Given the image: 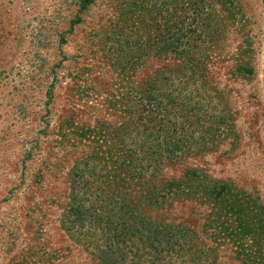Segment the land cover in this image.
I'll use <instances>...</instances> for the list:
<instances>
[{
	"label": "rangeland",
	"instance_id": "374dc122",
	"mask_svg": "<svg viewBox=\"0 0 264 264\" xmlns=\"http://www.w3.org/2000/svg\"><path fill=\"white\" fill-rule=\"evenodd\" d=\"M82 1L0 0V264H101L99 229L65 224L70 173L109 209L143 125L184 147L160 164L143 149L146 183L120 181L141 216L191 235L171 264L197 249L199 264H264V0Z\"/></svg>",
	"mask_w": 264,
	"mask_h": 264
},
{
	"label": "trees",
	"instance_id": "16d2710c",
	"mask_svg": "<svg viewBox=\"0 0 264 264\" xmlns=\"http://www.w3.org/2000/svg\"><path fill=\"white\" fill-rule=\"evenodd\" d=\"M93 1L94 0H83V7L91 4ZM160 84L161 82L159 83V81L154 78L149 83L147 90L151 94L153 93L154 88ZM144 100L151 102L152 99L147 93V96H145L142 101ZM151 104L148 103V107H151ZM141 127V129H143L142 131L146 133L144 138H140L143 140L138 144H135L133 141L135 148H126V150L121 151V153H119L122 155L121 160L113 162L119 176L123 177L120 181L127 180L129 182L146 183V180H144L145 174L142 172V169H140V164L137 165L136 158L139 157L145 159L141 154L138 156V152L141 153L143 149L147 150L150 148L149 146L155 149L156 155L158 156L156 158L149 157V159H146H148V161H154L156 164H160V161L163 159L171 162L180 159L182 160L183 158L180 157V154L183 152L182 150H184V147L182 144H179L178 140L163 138L161 141H158L159 138L154 137L152 134H148L147 126L143 125ZM136 133L139 134V131L137 130ZM150 138L152 139V142L149 141ZM159 142H164V148L159 145ZM125 146V142L122 140V147ZM136 148H138L139 151ZM160 151L162 156L160 155ZM90 156L93 162L101 161V158H98L96 154ZM104 161L106 160H103V162ZM81 165L85 166L86 161L84 163H79L78 167ZM157 168L158 167L153 170L152 174L157 172ZM141 174L143 175L142 178ZM78 175L77 168L72 169L70 173V176L72 177V194L70 195L69 205L67 206L65 224L70 231L73 230L75 226H83L84 224L99 229L100 237L97 239L99 246L96 245L94 248L96 251V259L101 264H134L138 262H144L146 264H171L174 259L182 258L181 255L184 252L187 253L190 251L188 248L191 235L188 231L179 227L157 224L140 215L137 210V203L141 202V198L136 200L135 197L131 196V190L129 188H124V186H129V183L124 184L119 181L116 185L114 184L118 191L110 193L109 197L117 199V203H114L109 209H106L97 206L95 199L91 200L92 194L97 198V192H91V194L86 195V198H83L84 194H82V197H77L79 192L82 191V187L79 185H87L85 182L90 177L86 176L83 178L78 177ZM197 178L198 175L192 173L189 180L192 183H195ZM82 179L84 180V184L79 183V180ZM185 185L184 182L171 181L166 188L167 190H175L174 195L177 197H185L186 192H188L186 191ZM111 187L112 185H110V188ZM214 190L215 189H212L209 196H213ZM190 194L194 195L195 192L191 191ZM228 195L229 191H225V188L223 187L215 196H213V198L217 201ZM153 204H158V200H154ZM67 227H65V225L63 226L66 230ZM196 252L197 253L194 254H197L196 257L193 260H190L189 264L200 263L201 252H199L198 249Z\"/></svg>",
	"mask_w": 264,
	"mask_h": 264
}]
</instances>
